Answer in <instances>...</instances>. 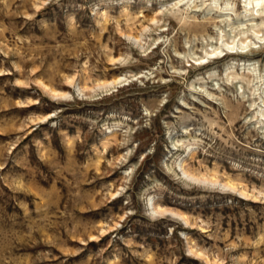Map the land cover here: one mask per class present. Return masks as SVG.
Masks as SVG:
<instances>
[{"label":"rangeland","instance_id":"1","mask_svg":"<svg viewBox=\"0 0 264 264\" xmlns=\"http://www.w3.org/2000/svg\"><path fill=\"white\" fill-rule=\"evenodd\" d=\"M247 8L0 0V264H264V7Z\"/></svg>","mask_w":264,"mask_h":264},{"label":"bare ground","instance_id":"2","mask_svg":"<svg viewBox=\"0 0 264 264\" xmlns=\"http://www.w3.org/2000/svg\"><path fill=\"white\" fill-rule=\"evenodd\" d=\"M246 5H247V7L248 8H250L251 9V7H252V10H254L256 7H258V6H261L262 5V7H264V0H246ZM247 8V9H248ZM264 9V8H263ZM246 44V42H242V45H245ZM226 46L228 47V45L226 44ZM230 48V47H229ZM253 50V49H252ZM218 51H219V49H216L215 51H213V52H208V54H207V57L206 58H200V59H198V61H200V62H203V61H205V60H209L210 58H215L217 55H218ZM222 52H225V50H223ZM121 82V80H117V81H115V82H113L111 85H116V84H118V83H120ZM42 86H43V88L47 91V92H49L52 96H54V97H59V96H64V94H60V93H58L57 91H55L54 89H52V88H50L49 86H47V85H45V84H42ZM105 87V86H104ZM81 90V89H80ZM65 97V96H64ZM183 167V166H182ZM181 167V168H182ZM183 172H184V176H186L187 178H191V179H193V180H196V182L197 181H202V182H207V183H211V184H220L221 186H223L224 188H228V189H231V190H237V191H239V193L241 194L240 196H242V197H244V196H248L249 194H248V192H246L245 190H241V189H239L238 188V186H236L232 181H224V182H220L215 176H203V175H196V174H193V173H190L189 171H187L184 167H183ZM195 182V181H194ZM212 186V185H211ZM249 198V197H248ZM152 209H153V212L154 213H156V212H164V211H172V210H165V209H162V208H160V207H158V206H156L155 204H152ZM174 214L173 215H175V214H177V215H179V217H181L183 220H185L184 222H185V224H186V222H188V218H187V216H185V215H182V214H179V213H177V212H174V211H172ZM157 214V213H156ZM161 214H163V213H161ZM188 224H189V222H188Z\"/></svg>","mask_w":264,"mask_h":264}]
</instances>
